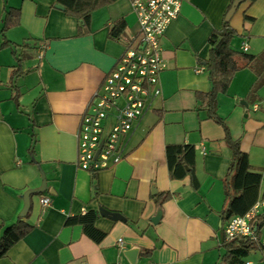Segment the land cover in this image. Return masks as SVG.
I'll return each instance as SVG.
<instances>
[{"label": "crops", "instance_id": "1", "mask_svg": "<svg viewBox=\"0 0 264 264\" xmlns=\"http://www.w3.org/2000/svg\"><path fill=\"white\" fill-rule=\"evenodd\" d=\"M230 1L181 0L160 38V93L126 137L122 158L91 171L76 165L77 130L125 38L137 32L132 0H93L82 33L78 16L58 0H0V230L20 216L24 193L35 190L22 216L30 228L0 264L220 263L232 149L197 94L210 88L208 37L222 27ZM120 20L125 27L115 39L109 30ZM229 23L237 36L231 45L241 49L245 41L256 61L217 92L215 112L261 173L256 202H264V78L252 91L254 68L264 73V0L241 1ZM167 144L193 146L191 172L170 176ZM42 195L50 198L46 206ZM87 211L104 232L98 241L67 221ZM257 233L245 264H264V223Z\"/></svg>", "mask_w": 264, "mask_h": 264}, {"label": "built area", "instance_id": "2", "mask_svg": "<svg viewBox=\"0 0 264 264\" xmlns=\"http://www.w3.org/2000/svg\"><path fill=\"white\" fill-rule=\"evenodd\" d=\"M181 0H132L138 29L125 38L124 49L105 74L81 116L77 130L76 165L91 171L118 162L124 142L150 101L160 93L159 73L165 67L160 38L180 11ZM247 49V43H241ZM42 206L50 203L40 197ZM264 212L262 200L227 219L225 239L243 236L258 241L255 221ZM122 246L121 240H119ZM82 264H87L82 262Z\"/></svg>", "mask_w": 264, "mask_h": 264}, {"label": "trees", "instance_id": "3", "mask_svg": "<svg viewBox=\"0 0 264 264\" xmlns=\"http://www.w3.org/2000/svg\"><path fill=\"white\" fill-rule=\"evenodd\" d=\"M235 0H231L225 12L222 27L213 30L209 37V56L205 60L208 71L210 88L207 92L198 93V99L203 100L207 105V115L218 123L224 134V140L232 149V158L228 165L225 185V203L220 211L222 219H228L232 215L242 214L248 210L258 199V189L261 180V173L254 170L245 152L240 149L239 141L230 136L229 130L223 119L215 112V100L218 91H225L234 73L246 66L253 67L256 61L254 54L246 50L234 48L231 45V38L236 34L230 26L229 20H225V15ZM253 1V0H249ZM60 4L69 12L78 16L80 21L78 33L86 30L85 26L89 22L90 11L94 6L93 0H58ZM5 20L9 24L10 9L6 10ZM18 8L15 9V12ZM18 14V12H17ZM125 27L124 21H115L110 27L109 34L115 39H119ZM256 81L252 91L255 90L260 81L264 78L263 70L255 67ZM165 154L168 170L171 177H183L187 172L192 171L194 148L190 144H167ZM193 176V174H192ZM194 177V176H193ZM197 185V180H193ZM169 193L161 194L160 199L169 197ZM95 213L87 211L77 214L67 219L68 222L80 223L84 232L98 241L104 232L94 226ZM264 223V212L257 216L255 221L256 232L261 224ZM30 228V225L23 221L22 216L0 230V257L3 256L8 248L19 238H21ZM258 234V233H257ZM258 241H251L243 236H235L231 239H222L220 263L218 264H245V257L250 250L257 247Z\"/></svg>", "mask_w": 264, "mask_h": 264}, {"label": "water", "instance_id": "4", "mask_svg": "<svg viewBox=\"0 0 264 264\" xmlns=\"http://www.w3.org/2000/svg\"><path fill=\"white\" fill-rule=\"evenodd\" d=\"M241 1H243V0H235L233 2L232 6L230 7V9L228 10V12L225 15V20H230V17L234 13V11L237 9V7H238V5L240 4ZM34 191L35 190H28V191H26L24 193V207H23V209L20 212V216H24L27 213L28 208H29V204H30L29 194L31 192H34ZM99 212H100L101 215L106 216V217L111 218V219L120 218V219L124 220V218L120 214H118L116 212L109 211V210L104 209V208H100Z\"/></svg>", "mask_w": 264, "mask_h": 264}, {"label": "rangeland", "instance_id": "5", "mask_svg": "<svg viewBox=\"0 0 264 264\" xmlns=\"http://www.w3.org/2000/svg\"><path fill=\"white\" fill-rule=\"evenodd\" d=\"M230 24V23H229ZM236 34L231 38V42H233L234 38H236Z\"/></svg>", "mask_w": 264, "mask_h": 264}]
</instances>
